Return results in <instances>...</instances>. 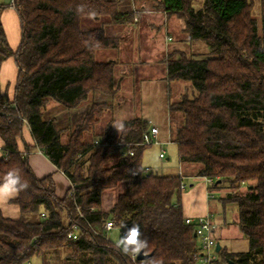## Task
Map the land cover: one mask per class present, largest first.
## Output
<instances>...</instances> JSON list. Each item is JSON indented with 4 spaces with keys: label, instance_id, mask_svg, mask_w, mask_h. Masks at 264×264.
Masks as SVG:
<instances>
[{
    "label": "trees",
    "instance_id": "trees-1",
    "mask_svg": "<svg viewBox=\"0 0 264 264\" xmlns=\"http://www.w3.org/2000/svg\"><path fill=\"white\" fill-rule=\"evenodd\" d=\"M79 4L85 11L78 14ZM13 5L22 31L16 51L0 21V70L10 56L19 67L14 98L0 89L6 150L0 181L14 168L29 188L13 199L20 217L0 209V264H25L34 257L42 264H202L195 227L185 221V175L159 174L143 165L149 121L126 120L118 136L111 123L103 132L96 130L111 103L94 97L118 92L119 64L98 61L96 54L120 48L121 32L139 18L138 9L127 0H14ZM155 8L183 20L187 42L209 49L198 55L174 49L163 62L170 83L182 81L191 88L169 105L179 159L195 164L197 176L214 179L210 190L230 188L222 200L237 205V224L249 241L244 251L221 248L219 264H264V0L260 20L254 0H205L199 8L192 0H158ZM86 17L101 25L84 27ZM88 99L90 109L63 139L67 128L48 117V104L73 109ZM26 126L36 147L71 181L65 196H58L52 174L39 178L34 173L29 161L34 147L25 144L26 155L20 151ZM121 183L125 191L110 211L102 210L103 193ZM244 185L247 191L239 192ZM107 220L122 235V225H138L147 241L144 252L151 256L133 261L123 254L104 230ZM74 223L77 239L69 236Z\"/></svg>",
    "mask_w": 264,
    "mask_h": 264
},
{
    "label": "crops",
    "instance_id": "crops-1",
    "mask_svg": "<svg viewBox=\"0 0 264 264\" xmlns=\"http://www.w3.org/2000/svg\"><path fill=\"white\" fill-rule=\"evenodd\" d=\"M127 1L130 7L135 8L136 5L139 6L140 15L138 21H136L134 24L126 26L125 30L121 32V35L125 38V40L120 46L119 50H123L126 44L128 42L130 43V41L131 45L134 44L137 48H143L144 45H148V47L152 48V53L156 54L160 52L165 53V51L167 52L170 46H175L177 44L180 46L184 43L190 44V42L187 41L174 42L173 34H175L176 29L180 28V30H183L184 22L182 19H179L176 16H168L163 11L156 9L154 4L158 0ZM13 2L14 0H11L10 2L0 1V4L5 5L0 9V21L4 27L10 47L16 51L19 48L21 42L22 31L19 14L16 7L13 5ZM143 19H145L143 22L144 25L141 26ZM142 38L146 40L145 44H142ZM142 51L144 50L142 49ZM111 59L119 62L118 58ZM124 72L127 73V70H124ZM166 73L167 71L165 67L163 71L160 72V74H156V76L153 75V81L146 80L144 82V94H142L141 97L142 105L140 106V114L138 115L148 120L150 126L159 127L160 133L158 138L160 145L171 142V120L169 112V105L172 100L170 94L171 83L166 78ZM129 75L130 74H127V76ZM18 76L19 67L16 63V59L14 56H10L3 61L0 70V89L3 94L9 97V99L14 98ZM49 105L50 103L48 104L47 110L49 113L48 117L55 118V123H57V117L59 114H54V110L56 107H59V104L54 102L50 106ZM25 144L34 147V150L29 154V161L36 176L42 178L46 175L52 174L56 182V192L58 196H65L72 187L71 181L38 147H36V142L28 126L24 128V140L21 141L19 145L20 151L22 153L25 152ZM162 152L164 151H161L160 154ZM5 154V143L0 136V158L5 156ZM186 165L183 164L182 171H179L178 174L185 175L184 168ZM187 177L192 179L190 184L192 188L183 195L182 205L184 215L198 217L205 215L210 211L218 214L216 217L217 228L214 234L217 241L220 242L222 248L225 247L228 251H244L233 249L229 242V231L231 230L232 226L231 222L236 223L238 226L237 214L234 213L237 209V205L233 203H224L223 205L220 198H210L208 194V185L206 184L203 177L185 175L184 180ZM117 187L122 188L119 194L125 191V185L123 183ZM109 190L111 189L106 190L102 196V210L104 211H110L119 196H117V194L112 195V201L107 203L105 195ZM0 209L6 216L12 218H18L21 215L20 208L16 203L13 202V199L7 202L0 201ZM231 211H233V213ZM238 231H240V229ZM242 235L245 237L243 233ZM32 264H42V261L41 263H35L32 260Z\"/></svg>",
    "mask_w": 264,
    "mask_h": 264
},
{
    "label": "rangeland",
    "instance_id": "rangeland-1",
    "mask_svg": "<svg viewBox=\"0 0 264 264\" xmlns=\"http://www.w3.org/2000/svg\"><path fill=\"white\" fill-rule=\"evenodd\" d=\"M0 1H8L11 0H0ZM205 0H192L194 7L199 8L203 5ZM255 2V9L254 14L260 20L259 15V3L260 0H254ZM156 4V2H155ZM154 4V6H155ZM137 7V8H136ZM135 9H138V13H140L139 6L136 5ZM178 18V17H177ZM139 20V19H138ZM145 19L142 20L141 26L144 25ZM100 22L92 21L90 17H86L83 22V26L86 28L100 26ZM126 26L123 28L124 31ZM174 35V42L179 41H187V35L184 33L183 30L176 29ZM128 39V38H127ZM146 40L142 38V44H145ZM145 47V48H144ZM142 48H137L136 45L128 42L123 50L119 49H106L100 50L96 54V59L98 61H107L111 58H118L119 65L116 67V82L118 85V92L111 98L106 94L99 93L95 95V101H106L109 99L111 103V107H109L104 113L103 116L100 118V122L96 126V130L99 132H103L108 124L111 125V132L118 136L123 128L124 121L130 120L140 114V106L142 105V94H144V82L153 81V75L160 74L163 69L166 67V64L163 60L174 50V49H181L185 50L188 55H198L207 53L209 51L207 45L202 42H190V44L184 43L183 45H175L170 46L165 53H152L151 47L148 45H144ZM142 49L144 51H142ZM126 67V68H125ZM127 70V73L124 72ZM127 74H130L127 76ZM143 90V93H142ZM171 90V99L172 101L180 100L181 97L185 93H190L191 88L189 84L182 81H173L170 84ZM55 101H51L50 105L53 104ZM59 104V103H58ZM92 104V99H88L87 101L83 102L77 108L69 109L66 107H62L59 104V107H56L54 110V114H59L57 117V127L67 128L63 133V139H67L68 135L73 128L78 125L85 113L90 109ZM49 105V106H50ZM63 111V112H61ZM51 113V111H50ZM53 113V112H52ZM49 114V113H48ZM164 151L165 157H160V152ZM182 164V166H181ZM183 164L179 159V152L178 146L174 142H167L163 145L160 144H151L149 145L143 153V165L148 170L157 171L159 174H178L179 171H182ZM185 175H193L197 176V166L194 164L186 165L184 168ZM191 181L192 179L187 177L185 178L186 188L183 190V195L191 190ZM194 183V182H193ZM122 188H114L106 192V202L110 203L112 201V195L119 194ZM215 195L214 197L220 198L222 204L224 205L223 198L230 192V188L224 185L221 189L213 190ZM217 191V192H216ZM235 191V189H233ZM247 191L246 185L239 188V192L245 193ZM214 197H211L212 199ZM233 203V202H230ZM235 204V203H233ZM233 213V211H231ZM237 214V209L234 212ZM218 214L215 213L217 217ZM215 217V219H216ZM231 230L229 231L230 237V244L232 245L233 249L236 250H247L249 248V241L246 237H243L242 232L238 231V226L236 223L231 222ZM121 235V230L118 228H114L112 231L108 232V236L117 244ZM224 244V242H223ZM33 262L41 263V257H34ZM31 260V261H32ZM55 258L52 261L55 263Z\"/></svg>",
    "mask_w": 264,
    "mask_h": 264
},
{
    "label": "built area",
    "instance_id": "built-area-1",
    "mask_svg": "<svg viewBox=\"0 0 264 264\" xmlns=\"http://www.w3.org/2000/svg\"><path fill=\"white\" fill-rule=\"evenodd\" d=\"M137 12V11H136ZM138 16L136 15L134 20L138 21ZM159 133H160V129L157 126H151L149 128V130H147L146 132H144L143 134V139L142 142L145 145H151V144H160L159 141ZM28 152L25 151L23 153V155H26ZM131 154H133V151L130 152ZM161 158L165 157V153L162 152L160 154ZM206 184L208 185V194L209 197H214L215 193L213 190H210V186H212L215 182L214 179L209 178V177H203ZM186 188V185L183 186V190ZM42 216H45V213L42 214ZM215 213L214 212H209L205 215L202 216H198V217H193V216H186L185 217V221L187 224H192L195 227V234L198 237L199 243H200V247L202 250V253L204 255V258L202 260V264H219L220 260H219V255L218 252L216 250V246H217V239L215 237V231L217 228V224H216V219H215ZM104 230L105 232H109L112 231L114 229V224L112 222V220H107L104 224ZM78 225L76 223H74L73 225V229L70 233V237L72 239H77L78 237ZM133 261L138 259V256L135 255H131ZM25 264H32V261H27L25 262Z\"/></svg>",
    "mask_w": 264,
    "mask_h": 264
},
{
    "label": "clouds",
    "instance_id": "clouds-1",
    "mask_svg": "<svg viewBox=\"0 0 264 264\" xmlns=\"http://www.w3.org/2000/svg\"><path fill=\"white\" fill-rule=\"evenodd\" d=\"M76 12L79 14L85 11V5L76 6ZM95 15L94 13H88ZM29 184L22 179L17 169H10L0 181V201H9L19 196L21 192L27 191ZM122 228L126 231L120 235L117 242V248L126 255L138 256L147 247V241L142 238V233L138 225L133 224L131 228H127L124 224Z\"/></svg>",
    "mask_w": 264,
    "mask_h": 264
},
{
    "label": "water",
    "instance_id": "water-1",
    "mask_svg": "<svg viewBox=\"0 0 264 264\" xmlns=\"http://www.w3.org/2000/svg\"><path fill=\"white\" fill-rule=\"evenodd\" d=\"M196 235V234H195ZM222 246L220 244V242L217 243V246H216V250L217 252H219L221 250ZM151 256V254H146L145 252H141L139 255H138V259L139 260H144V259H147Z\"/></svg>",
    "mask_w": 264,
    "mask_h": 264
}]
</instances>
